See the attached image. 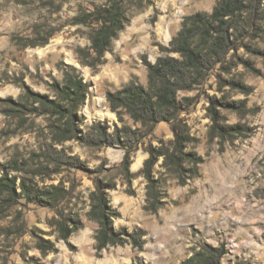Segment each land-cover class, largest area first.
<instances>
[{"label":"rangeland","instance_id":"374dc122","mask_svg":"<svg viewBox=\"0 0 264 264\" xmlns=\"http://www.w3.org/2000/svg\"><path fill=\"white\" fill-rule=\"evenodd\" d=\"M114 1L123 5L128 23L105 54V63L94 70L84 67L75 51L89 46L93 23L83 17ZM218 1L141 0L139 7V0H0V178H27L40 189H64V199L55 209L18 200L0 214V264H189L199 250L221 246L225 255L220 264L242 260L264 264V199L256 196L264 192L263 58L243 49L235 53L259 71L255 74L231 61L233 52H229L226 71L216 65L194 90L177 94L178 100L191 99L180 117L198 140L195 151L204 162L199 166V177L180 186L173 176L165 174L162 159L158 160L153 173L155 178L162 176L164 206L155 215L143 210L146 182L140 171L149 145L156 147L160 140L169 145L173 140L169 125L160 123L151 135L141 138L132 154V163L139 159L141 166L135 171L130 167L135 175L131 189L119 170L123 150L89 144L97 124L109 134L115 126H122L109 109L106 93L134 82L146 87L142 59L154 63L163 56L158 46H169L184 18L210 14ZM261 7L264 9V0ZM81 19L86 24L78 23ZM37 31L42 36L53 33V37L43 47H24ZM252 44L264 51V32ZM60 64L80 74L88 95L79 111L81 141L55 145L46 116L12 110L25 100L26 89L50 96L48 84L52 79H62ZM220 78L224 85L235 78L250 86L253 93L247 98L248 107L259 108L256 116L245 120L254 129L253 136L225 143L222 151L217 140H208L211 122L207 108L213 100L244 97L228 86L221 87ZM218 110L227 124L238 122L234 114ZM123 125L140 128L127 115ZM14 164L20 170H15ZM97 180L116 185L108 193L110 205L120 214L113 222L114 229L146 233L141 251L125 245L108 247L99 258L96 256L97 225L86 214ZM128 191H134L133 196ZM59 217L82 225L65 242L50 226ZM36 236L50 240L57 252L42 255L35 247Z\"/></svg>","mask_w":264,"mask_h":264},{"label":"trees","instance_id":"16d2710c","mask_svg":"<svg viewBox=\"0 0 264 264\" xmlns=\"http://www.w3.org/2000/svg\"><path fill=\"white\" fill-rule=\"evenodd\" d=\"M262 1L219 0L210 14L196 13L184 18L180 31L170 41L169 46H158L163 56L157 58L154 63L146 58L142 59V65L147 73L146 87L134 82L119 91L106 93L109 109L122 126L120 128L115 126L114 131L109 134L107 128L97 124L89 144L97 147L117 146L123 150L119 170L128 189H131L135 178L130 170L132 154L137 151L141 138L151 135L160 123L169 125L173 137L169 145L160 140L158 146L149 145L145 150L147 159L143 162L140 174L146 182L143 206L146 213L155 215L164 206L162 176L155 178L153 173L159 159H162L161 167L165 174L173 176L180 186H185L188 181L198 178L199 166L204 162L195 151L198 140L190 134L186 121L180 117L190 106L191 99L185 97L178 100L177 94L194 90L216 65L226 71L230 67H227L229 63L226 61L229 52H233L235 59L231 61L242 65L245 70L259 74L249 61L239 59L235 53L238 49H243L249 55L264 59V51H260L252 44L264 32ZM137 4L139 7L142 6L141 0ZM84 16L83 18L88 20L91 18L93 23L88 35L89 46L77 48L75 54L82 66L94 70L105 63V54L110 52L112 43L124 30L128 19L123 5L115 1ZM78 23L86 24V20H78ZM52 37L53 33L42 36L37 31L36 37L27 40L24 47H43ZM59 70L62 73L61 81L52 79L48 84L50 96L26 89L25 100L12 110L18 113L27 110L46 116L50 120L51 141L55 145L81 141L79 111L88 95V86L75 69L60 64ZM218 83L221 87L228 86L244 97L235 101L213 100L207 108V116L211 122L208 140H217L222 151L225 143L232 144L236 140H246L253 136L254 129L248 127L245 120L248 116H256L259 108L248 107L247 98L253 93V89L242 80L231 78L224 85L220 78ZM218 108L234 114L238 122L227 124ZM125 115L140 128L131 129L123 125ZM14 168L20 170L16 164ZM115 187L111 181L97 180L94 183V191L89 196V211L86 217L97 225L94 250L98 258L108 247L130 245L133 249L141 251L145 244L144 231L114 229L113 222L120 218V214L110 205L108 193ZM17 190L19 193H16ZM128 192L129 196H133L134 191ZM256 196L264 199V192L261 195L256 193ZM63 199L62 188L40 189L32 185V181L27 178L8 179L7 176L0 178V214L18 200H24L28 204H43L55 209V205ZM50 226L55 228L58 238L64 242L82 228L80 222L67 221L62 217L54 218ZM35 240V247L42 255L57 252L50 240L42 236H36ZM224 255L223 246L211 250L201 249L188 260V263L220 264ZM235 264L251 263L242 260Z\"/></svg>","mask_w":264,"mask_h":264},{"label":"bare ground","instance_id":"6f19581e","mask_svg":"<svg viewBox=\"0 0 264 264\" xmlns=\"http://www.w3.org/2000/svg\"><path fill=\"white\" fill-rule=\"evenodd\" d=\"M141 166V161L138 159V160H135L132 165H131V170L132 171H135V170H138Z\"/></svg>","mask_w":264,"mask_h":264}]
</instances>
